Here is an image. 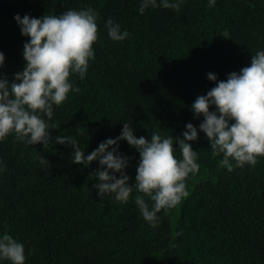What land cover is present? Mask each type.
<instances>
[{"label": "trees", "instance_id": "trees-1", "mask_svg": "<svg viewBox=\"0 0 264 264\" xmlns=\"http://www.w3.org/2000/svg\"><path fill=\"white\" fill-rule=\"evenodd\" d=\"M139 6L140 0H0V77L9 84L25 67L28 39L16 15L87 8L99 14L95 58L83 81L70 77L80 92L54 108L50 123L58 128L49 146H28L14 135L0 142V232L24 245L26 264H264V158L231 172L221 167L222 157L199 132L203 117L192 111L197 97L215 87L208 73L224 81L264 50V0H216L213 7L185 0L179 11L157 7L143 15ZM109 18L130 38L110 40ZM123 122L148 141L153 132L183 138L188 123L198 130L192 148L199 172L186 180L188 196L158 214L155 229L134 204L136 192L127 204L101 199L91 177L98 161L73 164L72 149L55 142L73 135L88 155L119 136ZM119 151L129 158L125 172L134 186L139 154L126 141ZM41 156L48 165H40Z\"/></svg>", "mask_w": 264, "mask_h": 264}, {"label": "clouds", "instance_id": "clouds-1", "mask_svg": "<svg viewBox=\"0 0 264 264\" xmlns=\"http://www.w3.org/2000/svg\"><path fill=\"white\" fill-rule=\"evenodd\" d=\"M185 0H140L139 14L161 7L179 11ZM216 0H208L213 7ZM99 14L92 8L66 10L57 16L46 14L41 18L20 15L14 17L21 35L28 38L23 46L25 67L15 74L9 84L0 77V142L9 135L25 145L49 146L52 129L58 128L53 119L54 108L60 107L70 93L80 88L70 77L83 81L94 60L93 45L98 40ZM108 37L114 42L130 38L127 30L109 18L105 23ZM224 37L228 33L223 34ZM5 56L0 52V69ZM207 79L215 84L206 95L197 97L192 104L194 118L203 117L199 132L210 144L214 156H221V167L229 172L233 168L255 166L264 158V50L252 55L250 66L239 73L232 72L224 81L213 73ZM210 109H214L210 111ZM116 138L101 142L90 154L85 155L73 135L55 137V142L72 149L70 161L88 168L98 161L93 187L101 199L111 197L115 202L127 204L133 192L143 220L153 229L158 227L159 213L178 206L188 196L186 180L199 172L198 152L192 143L198 140L197 127L185 126L183 138L151 134V140L137 138L134 128L123 122ZM121 141L139 154L134 186L125 170L129 158L119 151ZM178 146V147H177ZM179 153V155H177ZM39 163L49 162L44 156ZM0 161V172L4 171ZM119 174V178H117ZM26 264L24 245L7 231L0 232V264Z\"/></svg>", "mask_w": 264, "mask_h": 264}]
</instances>
